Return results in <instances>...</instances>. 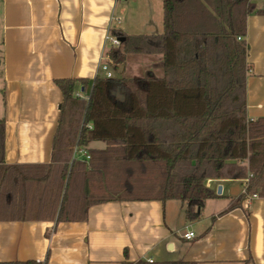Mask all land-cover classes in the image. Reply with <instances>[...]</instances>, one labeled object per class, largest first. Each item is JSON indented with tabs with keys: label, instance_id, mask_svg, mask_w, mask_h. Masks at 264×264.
<instances>
[{
	"label": "trees",
	"instance_id": "obj_1",
	"mask_svg": "<svg viewBox=\"0 0 264 264\" xmlns=\"http://www.w3.org/2000/svg\"><path fill=\"white\" fill-rule=\"evenodd\" d=\"M163 10L162 34L114 30L121 44L108 53L116 65L129 53H161L162 77L97 76L87 97L76 96L77 80L55 81L63 100L50 163L7 164L0 119V221H85L94 205L150 200H180L186 218L196 220L205 202L220 196L208 179L248 174L228 210L254 194L264 197V117H248L247 105L254 3L163 0ZM100 140L105 148L88 149ZM75 146L86 147L90 159H73Z\"/></svg>",
	"mask_w": 264,
	"mask_h": 264
},
{
	"label": "crops",
	"instance_id": "obj_2",
	"mask_svg": "<svg viewBox=\"0 0 264 264\" xmlns=\"http://www.w3.org/2000/svg\"><path fill=\"white\" fill-rule=\"evenodd\" d=\"M252 2L247 105L248 117L258 119L264 117V0ZM118 29L162 34L163 0H0V119L7 164L52 161L63 100L57 79L77 80L76 93L88 96L94 79L107 77L105 63L112 77L163 76L161 53H129L122 64L111 61L106 35ZM92 143L88 149L100 148ZM248 177L208 179L222 193L205 202L196 220L186 218L187 204L180 200H150L94 205L85 221H0V262L264 264V197L228 210L245 192ZM187 231L196 237L185 239Z\"/></svg>",
	"mask_w": 264,
	"mask_h": 264
},
{
	"label": "built area",
	"instance_id": "obj_3",
	"mask_svg": "<svg viewBox=\"0 0 264 264\" xmlns=\"http://www.w3.org/2000/svg\"><path fill=\"white\" fill-rule=\"evenodd\" d=\"M106 40L110 43L111 46L113 47H118L120 46L121 42L120 40L117 38V37H114L112 34H107L106 35ZM101 68L102 70L105 72L106 76L109 78V77H112L113 74L112 72L109 70V66L108 64H102L101 65ZM76 96L77 97H87V95H84L81 91L80 92H77L76 93ZM86 159V160H89L90 159V154H89V151L86 147H78V146H75L74 148V153H73V159ZM252 175L250 174L249 177H251ZM249 177H248V181H249ZM258 195L257 194H254L252 196H249L247 201H251V199L257 197ZM184 238L187 239V240H192L196 237V234L194 231H187L184 233ZM150 262H152V259H150Z\"/></svg>",
	"mask_w": 264,
	"mask_h": 264
},
{
	"label": "rangeland",
	"instance_id": "obj_4",
	"mask_svg": "<svg viewBox=\"0 0 264 264\" xmlns=\"http://www.w3.org/2000/svg\"><path fill=\"white\" fill-rule=\"evenodd\" d=\"M121 6H122V5H119V7H118V11H119V12H122V11L120 10ZM124 16H125V13H124ZM117 70H118V69H117L115 66L112 67V71L115 72V75H117ZM85 97H86V96H85ZM92 145H93V147L104 148V147L106 146V142H105V141H102V140H100V141H94V142L92 143ZM73 153H74V152H73Z\"/></svg>",
	"mask_w": 264,
	"mask_h": 264
},
{
	"label": "water",
	"instance_id": "obj_5",
	"mask_svg": "<svg viewBox=\"0 0 264 264\" xmlns=\"http://www.w3.org/2000/svg\"><path fill=\"white\" fill-rule=\"evenodd\" d=\"M115 95H117L121 100H124V95L121 94L120 89H118L117 91L114 92ZM222 193V187L219 186L218 190H217V194H221Z\"/></svg>",
	"mask_w": 264,
	"mask_h": 264
}]
</instances>
